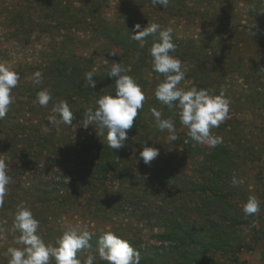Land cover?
Wrapping results in <instances>:
<instances>
[{
    "label": "trees",
    "instance_id": "obj_1",
    "mask_svg": "<svg viewBox=\"0 0 264 264\" xmlns=\"http://www.w3.org/2000/svg\"><path fill=\"white\" fill-rule=\"evenodd\" d=\"M105 1L95 0L98 3ZM69 7L68 5L54 8L65 19L72 21L74 27H81L82 31L91 32L92 35L120 50L122 53L118 56L114 55L113 58L118 59V63L127 69L124 74L131 76L141 86L144 94L146 93V99L133 122V127L127 130L128 138L124 141V147L119 150H111L103 135L94 136L95 141H91L86 147L83 146L79 152L70 149L69 144L63 147L61 145L62 141H65L63 138L62 140L54 138L50 132L43 134L39 129L40 124L30 120L27 123L23 122V118H20L22 108L12 109L11 113L0 120V159L8 165V175L15 185L10 183L7 185L5 203L3 207H0V219L1 211H10L15 214L17 206L23 202L39 221L37 234L46 239L50 237V228H47V234H44L41 228L49 225L48 218L55 217L56 212L61 208L75 205L79 198L86 200L84 206L91 205L92 201L98 205L99 198H96V194L106 186V183L116 182L124 191L140 192L141 195L152 188L160 191L165 186L163 184H166L169 188L167 194L172 191L173 195L179 193L192 197L195 202L192 209L195 218H191L187 213L182 215L178 212L179 210L173 213L174 216L171 218H161V215H158L154 227L158 232L152 235L156 244L151 246L140 247L141 239L126 238L118 230H114L113 233L127 240L136 251L141 253L140 264H218L214 260L215 254L225 255L234 264L237 262L240 250L247 245L239 237H236V242L232 241L226 231L227 229L234 231L241 226L251 231L252 246L261 242L264 247V172H262L264 144L258 147L251 145L243 134L238 129L231 128L233 124L228 122L227 127L219 126L211 131L214 136L223 138L221 144L215 148L206 145L194 146L186 135L187 129L180 124L175 114L178 110L170 111L154 96L156 86L163 80L162 75L152 72L151 57L148 54L155 37L149 36L144 41H134L131 39L133 27L130 24L126 25L129 20L137 19L144 7L143 0H120L118 12L122 22L118 26L101 18L93 1L86 9L88 15H79L80 8H71L73 13ZM146 7L149 10L148 6ZM168 9L170 10V5H167L164 10ZM164 10L162 8V11ZM13 23L19 25L15 29L16 36L25 33L21 17L18 16V19L15 17ZM251 30L260 36L262 41L264 40V29L259 28V25L255 24ZM173 43L176 48L170 54L191 66L187 70V67L182 64V70H187H185L184 80L192 79L191 85L184 89L195 86L215 93L211 86L207 88L201 85V80L205 76V69L201 68V64H205L202 61V50L191 49V46L179 43L174 37ZM46 58L44 65L39 68L34 67L28 70L24 68L25 71H21L19 83L23 87L18 90L30 94L34 99L37 92L47 89L53 99L63 97V100L70 101L73 120L69 126L84 119L85 111L88 108L94 109L99 97L114 95L115 78L107 77L111 69L109 66L105 68V71L95 73L91 58L84 59L71 53L65 55L62 51H55ZM218 61H222V65L225 63L223 56L219 57L213 53L211 63L213 69H218ZM111 63L113 62L110 61ZM36 71L43 73L42 82L38 85L32 80V75ZM89 71L94 72L93 79L97 81L95 88H89L85 80V73ZM219 72L224 73V71ZM24 73L29 78L28 82L23 80ZM148 74L151 76L150 81L147 79ZM249 78L254 79L252 76ZM152 82L151 91L146 92V85ZM77 102H80L83 108H77L75 105ZM11 105L10 109L15 108ZM153 108L161 112L162 119L172 118L175 121L178 139L168 140L167 143L172 145L178 157L172 154L162 160L164 165L146 166L139 159V152L143 147L158 148V142L168 135L167 131L160 132L154 126L155 121L150 111ZM257 132L264 133L260 129H257ZM90 153L92 155L88 157ZM50 158L53 162L60 158L56 167L57 171L62 173V179H67L66 182L62 180L53 182V179L48 176L44 177ZM195 163L197 166L193 167V170L196 174L188 175L184 172L185 166L188 168ZM246 163L259 164L260 167L257 176L261 187L258 201L263 210L259 216L255 214L245 217L239 202L247 201L248 192L243 183L235 186L232 184L233 177L241 179L239 171ZM177 167H184L183 172ZM25 176L28 177L25 180L29 181L28 187L20 189L19 181ZM17 179L19 181H16ZM112 210L114 214L118 213L117 206ZM103 233L92 234V249L78 252L77 257L83 260L89 254H97L96 241ZM43 238L42 240L45 241ZM56 240L57 238L51 241L53 245ZM51 262L55 264L54 260ZM4 264H8V261ZM96 264H104V262L97 256Z\"/></svg>",
    "mask_w": 264,
    "mask_h": 264
},
{
    "label": "rangeland",
    "instance_id": "obj_2",
    "mask_svg": "<svg viewBox=\"0 0 264 264\" xmlns=\"http://www.w3.org/2000/svg\"><path fill=\"white\" fill-rule=\"evenodd\" d=\"M92 1L101 18L116 26L122 22L118 12L120 0H106L99 3L95 0H0V64L20 74L25 69L39 68L46 62V57L55 51H62L65 55L71 53L84 59L91 58L95 73L105 71L107 66L111 68L110 61L118 63V59H114L112 53L118 56L122 52L92 35L91 32L82 31L81 27H74L72 21L65 19L54 8L69 5L70 10L80 8L79 15H88L86 9ZM143 3L144 7L137 19L129 20L126 25L130 24L133 27L139 24L143 28L147 24L158 23L162 28H171L172 38L174 37L179 43L191 46V49L196 51L202 50V61L205 64H201V68L205 69V76L201 80V85L207 88L211 86L215 90L214 94L217 95L223 91L230 101L228 118L220 126L227 127L228 122H231L229 123L233 124L231 128L238 129L251 145L258 147L264 144V133L257 132V129L264 132V40L262 41V38L251 30L255 24L264 29V0L251 2L250 0H169L170 10L167 11L164 10L165 7H153L151 0H143ZM18 16L23 19L25 33L16 36L15 29L19 25L13 23V19L15 17L18 19ZM213 53L219 57L223 56L225 60L223 65L222 61L217 62L218 69L212 68ZM182 64L187 70L191 67ZM219 71L224 73L220 74ZM250 76L254 79L251 80ZM26 77L27 74L24 73L23 80L28 82L29 78ZM147 79L149 81L151 79L149 74ZM185 81H182L179 87H189L192 79ZM149 84L146 85V92L151 91L150 86L153 82ZM20 87L23 86L18 82V86L12 90L11 106L15 108H9L8 113H11L12 109L22 108L20 118H23V122L27 123L30 120L38 123L41 132L46 133L43 128L44 125H48L47 117L52 115V107L65 100L62 99L63 97L55 100L54 97L52 104L49 102L47 107H40L36 103V98L32 99L30 94L20 92L18 90ZM75 105L77 108H83L80 102ZM83 122L84 119H81L69 127L56 125L52 127L50 134L60 140L63 138L65 140L61 143L63 147L69 144L70 149L79 152L83 146L86 147L91 141H95L94 136L99 130L95 129V125L85 129ZM167 137L168 135L158 142V157L146 166L164 165L162 162L164 158L176 154L172 145L167 143ZM91 155L92 153L88 157ZM176 156L178 157L177 154ZM50 160L44 177L48 176L53 182L59 180L66 182L67 179H62V173L57 171V161L53 162L51 158ZM195 166L196 163L189 165L188 168L185 166L184 172L188 175L196 174L193 170ZM177 168L183 172L184 167ZM259 171V164L247 163L242 165L239 171L248 195L255 196L257 200L261 189L260 180L257 178ZM26 179L27 176L20 181L16 180L20 183V189L28 187L29 181H25ZM10 185L15 183L10 181ZM163 185L165 186L160 191L148 189L147 186L148 191L141 195L140 192L124 191L116 182L106 183V186L96 194V198H99L98 205L92 201L91 205L84 206L86 200L79 198L75 205L59 209L55 217L48 218L49 225L41 228L44 234H47L49 227L50 237L46 239L40 237L45 240V244L53 245L51 241L62 235L58 233L70 229L77 231L86 229L91 234L118 230L126 238L141 239L140 247L154 245L156 241L152 235L158 232L154 228L158 215H161V218H171L174 216L173 213L179 210L182 215L187 213L191 218H195L192 213L195 204L192 197L179 193L173 195L172 191L167 194L169 188L166 184ZM243 203L239 202V205L242 206ZM116 206L118 213L114 214L112 209ZM262 210L263 207H260L256 215H261ZM13 220L14 214L10 211H1L0 264L8 261L5 254L8 248L21 247L14 242V237L19 233L12 231ZM229 230L231 229L226 231L229 239L236 242V237H239L247 245L240 250L237 262L234 264H264L263 244L259 242L252 246V233L249 228L241 226L234 231ZM214 260L218 264H233L225 255L215 254Z\"/></svg>",
    "mask_w": 264,
    "mask_h": 264
},
{
    "label": "clouds",
    "instance_id": "obj_3",
    "mask_svg": "<svg viewBox=\"0 0 264 264\" xmlns=\"http://www.w3.org/2000/svg\"><path fill=\"white\" fill-rule=\"evenodd\" d=\"M168 3L169 0H151L153 7H167ZM131 33V39L134 41H144L149 36L155 37L148 50L151 70L163 76V80L154 90L156 100L170 111L178 110L175 114L180 124L187 129L186 135L194 146L206 145L215 148L221 144L223 138L214 136L211 130L218 128L228 118L230 101L224 92L221 91L217 95L205 88L193 86L185 90L179 87L185 79V73L182 70V62L170 54L176 48L171 28H162L158 23L147 24L143 28L136 24ZM126 71L120 63L113 62L107 77L115 78L114 95L99 97L95 108H88L84 113L83 127L87 129L95 125V129H99L97 135L105 136L111 150L124 147V141L128 138L127 130L133 127V122L146 99L141 86L131 76L124 74ZM93 77V71L85 73L89 88L96 87L97 81ZM42 79V72L33 73L34 84H40ZM19 80L17 72L0 64V120L9 112V106L13 103L12 90L18 86ZM52 99L53 96L47 89H42L36 94V103L40 107H47ZM51 111L53 114L47 117L48 125H44V132H51L52 127L56 125H71L73 111L68 101L56 103ZM150 111L156 129L160 132L167 131L169 141L177 140L175 121L172 118L162 119L161 112L155 108ZM158 155L157 148L143 147L139 152V159L148 165ZM7 169L6 162L0 159V207L4 206L7 185L11 181ZM242 183V179L233 177L234 186ZM242 211L245 217L253 216L260 211V202L255 196H249L242 204ZM38 229L39 221L33 216L31 209L21 202L17 206L12 224V231L19 233L14 237V242L21 247H10L6 250L8 264H50L51 260H54L55 264H96V255L89 254L84 260L77 257L78 252L91 250L93 247L92 234L86 229H70L63 232L55 241V245L45 244L37 234ZM96 253L104 264H140L141 259L140 252L110 230L98 237Z\"/></svg>",
    "mask_w": 264,
    "mask_h": 264
}]
</instances>
